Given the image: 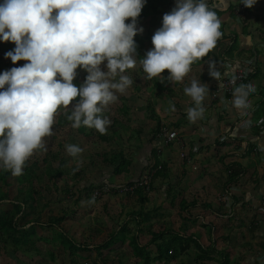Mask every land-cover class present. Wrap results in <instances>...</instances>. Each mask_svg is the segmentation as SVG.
Returning <instances> with one entry per match:
<instances>
[{"label":"rangeland","instance_id":"rangeland-1","mask_svg":"<svg viewBox=\"0 0 264 264\" xmlns=\"http://www.w3.org/2000/svg\"><path fill=\"white\" fill-rule=\"evenodd\" d=\"M168 2L169 0H147L140 17H138V27L143 28V33L134 37L137 39L135 41L138 55L136 57L137 64L126 73L133 80V84L126 90L125 94H118L117 102L109 105L102 114L111 121L107 133L112 139L109 144L94 146L93 150L101 153V155H118L113 163L117 166L118 173L114 172V166L106 167L97 163L98 165L93 167L90 164H86L88 159H78L79 156L73 158L68 155L66 148L61 149L63 151L60 152V155L62 154V157L68 160V168H72L76 163L81 166L76 169L75 173L82 174V178L79 183L75 184L70 179L68 180L67 177H62L57 181L58 191H55V189H51V193L40 191L38 194L41 199L35 207V215H21L20 219L36 220L39 218L40 222H48L49 219H56L64 213L67 215L66 218L60 225L37 227L32 237V240L36 242L32 244V248L37 246V251L20 248L14 252L16 254H13L9 244V235L5 234L6 231H4L3 235H0V264H90L98 258L101 259L100 264H103L102 259H106V264H196L193 258L196 251L192 246L186 254H179L178 258L171 263L166 262L165 259L162 261L157 260L156 245L146 248L150 261L146 262L142 258L137 257L133 253V247L128 244L129 238L133 237L137 232V221L143 224L140 233L137 232L138 241L141 245L146 244L147 240L151 238L152 232H160L164 228L171 226L177 229L184 223V225H188L191 233L200 236V238L198 237L200 243L209 245L212 240H215L218 249L230 254L228 256L229 264L264 263V247H258L259 245L255 243H260V240L258 238L255 240L251 239L245 229L240 231V237L245 238L246 243L239 246L235 238L224 240L220 237L221 241L217 238L222 233L220 230L218 232L215 230L210 234L208 230H211V227L207 229L205 228L206 225L202 226L204 222L202 215L205 214L204 209H197L193 214L197 219L189 222H184L183 214L178 212V205L185 197H189L191 194H200L204 199L215 201L218 197L220 198V196H217L219 192L222 195L224 190H227L228 185L224 190L222 189L228 175L225 165L232 158L229 155L224 161L225 165L221 164L219 158L223 154H229L230 150H233V152L240 151L243 148L245 150L246 146L242 145L243 147H241L243 139L230 138V136L232 135L231 128H234L239 123L242 125L246 124L248 116L241 115L230 104L224 103V95L214 96L209 91L208 96L203 101L205 109L203 117L198 120L201 124L198 121L190 123L187 119V109L194 107V102L184 93V88L190 86L193 79L199 81L200 78H205V76L209 80L204 82V84L209 87L213 86L212 77L208 75L207 64L211 59L206 62L195 61L196 65L193 64L191 66L190 73L182 82L172 83L168 81L166 79L169 75L168 70L161 74L165 79L161 77L151 79L157 86L164 85L168 87L169 92L166 89L157 88L156 90L153 87L142 89L140 92L137 91L141 87L142 82L148 80L146 79V73H139L140 69H142L140 60L153 47L152 36L161 27L163 15L169 13L168 7H172L168 5ZM128 22L130 20L126 21V23ZM233 22L235 23L236 20L233 19ZM238 24V22L235 23L234 27L238 26ZM256 27L252 38H254L253 42L256 40L259 42L249 46L247 50L243 49L245 55L242 58H252L256 55L257 61L260 62V67L258 68L263 74L264 41H262V38H264V33L261 38L259 34L264 29V25L260 24L256 25ZM239 40L240 45H246L247 41L245 42L244 38L241 37ZM225 42L222 41L221 44H218L212 50V53L220 54L217 49L218 47L221 49L226 47ZM236 44L234 50L237 49ZM240 45L238 47H241ZM0 46V59L2 61L0 63V73L27 63L26 61H18L13 64L10 58H5V53L13 49L7 46V42L0 43ZM253 46L258 50V54L251 50ZM225 57L229 58L228 55ZM223 65H228V61H225L224 64L218 63V69ZM77 73L83 75L86 72L78 68ZM152 81L150 82L152 83ZM252 83L258 89V86L254 82ZM155 90L157 93L153 92ZM255 98L256 96L254 95L249 97L252 104L249 110L256 107L253 105ZM120 104L125 109L120 113L121 116L118 117L117 109ZM171 105L175 106L174 112L170 110ZM69 110L71 109L61 107L60 111L55 114L53 135L44 138L45 148L42 151L43 155L37 158L39 161H42L47 152L50 153L48 157H52L60 150L59 143H63L64 139L62 134L56 131L55 126L60 116ZM229 113H231L232 117ZM113 118L121 120L120 123L113 126ZM161 123L167 124L177 132V138L168 146L163 145L162 142H157L155 136H153L156 127ZM206 124H209V127L206 128ZM242 125H240L239 133L243 129ZM244 134L245 136L247 135L246 133ZM91 139H80L78 143L74 144L84 146V148L92 151V145L90 147V144L87 143ZM186 139H190L192 145L190 144L186 147L184 144ZM221 142L225 145L219 146L218 144H221ZM74 144L71 143V145ZM186 148L187 150L184 152ZM254 152L256 151L254 150ZM33 157L34 155L30 158V165L35 160ZM120 159H123L122 165H120ZM251 160L253 161L252 164H254V158ZM39 161H37L38 164H40ZM156 163L166 167L167 171L164 177L158 178L152 187L143 193L146 202L142 204L136 198H127L124 193L131 192L128 188V183L137 180L149 182L147 173ZM66 189L69 191L67 194L63 193V190ZM206 189H208V193H206ZM3 193L5 194V191L0 188L1 198L4 197ZM1 203L5 210L10 206L5 202ZM251 206L260 209L259 204ZM135 210H141L145 213L140 215L141 221L133 216L127 217V214ZM256 214L253 218L251 216L252 220L254 222H264V210ZM146 217L150 219L149 223L145 220ZM125 222L127 231H125L124 243L121 245L113 244L106 249L104 248L99 256L95 246L102 243L106 234L117 231L119 226L124 225ZM214 227L219 228V225L216 224ZM214 227L212 228L213 230ZM262 232H264V228ZM262 232L259 234H262ZM201 234H205L207 237H201ZM63 235L72 238L76 244H81L84 241H87L88 244L84 247L83 252L69 250L61 242L60 238ZM20 237H23V235L21 234ZM157 244L161 243L158 241ZM241 249L248 251L249 255H245ZM252 249L258 250V256L254 253L250 255L253 252L251 251ZM257 260H260V262Z\"/></svg>","mask_w":264,"mask_h":264},{"label":"clouds","instance_id":"clouds-1","mask_svg":"<svg viewBox=\"0 0 264 264\" xmlns=\"http://www.w3.org/2000/svg\"><path fill=\"white\" fill-rule=\"evenodd\" d=\"M256 2L240 0L248 9ZM146 3L0 0V41L15 44L5 58L13 64L27 62L0 73V170L22 175L26 161L45 148L44 138L53 135L55 114L61 107L71 109L67 119L73 128L86 126L106 133L111 121L103 112L133 84L126 73L137 64L134 37L143 33L138 17ZM237 3L228 16L240 22L234 14ZM220 29L221 21L207 0H175V7L163 15L161 27L152 36L153 47L140 60L146 79H165L161 74L168 70V81L182 82L193 63L216 47ZM207 64L208 75L218 82V88L224 87L222 75L231 77L230 105L247 115L252 107L249 95L256 87L243 81L251 76L254 63L246 66L248 72L238 85L232 72L243 67L230 72L226 66L218 69L216 61ZM78 68L87 73L79 87L73 83ZM184 93L194 102V107L187 109V119L195 123L203 117L209 86L193 79ZM170 110L174 112L175 106ZM66 151L76 158L83 149L66 145ZM134 187L128 188L132 191Z\"/></svg>","mask_w":264,"mask_h":264},{"label":"trees","instance_id":"trees-1","mask_svg":"<svg viewBox=\"0 0 264 264\" xmlns=\"http://www.w3.org/2000/svg\"><path fill=\"white\" fill-rule=\"evenodd\" d=\"M175 0H170L168 2V5H172V3ZM211 3V2H210ZM208 3V6L211 10L215 11L218 18L221 17V13L216 11V9L213 7L212 4ZM171 11V7H169ZM249 10V9H248ZM229 11L231 9L229 8ZM233 18V17H232ZM246 19V18H245ZM238 21V19H237ZM240 23H244V20L240 18ZM228 36V34H227ZM224 35V32H222V39L227 37ZM136 37V36H135ZM263 37V36H261ZM136 41L137 39L134 38ZM235 41L232 39V42ZM262 41H264V38H262ZM0 43H4L3 41H0ZM221 41L218 40L217 44H220ZM7 46L10 49L15 48V44L12 42H7ZM1 47V46H0ZM218 49H220L218 47ZM226 54H230L231 52L229 49H226L224 52ZM221 54H213L212 50L202 59L201 61H207L211 59V61H216L218 64L220 61ZM0 59V63H1ZM196 65V63H193ZM255 71L251 76H249L247 79L243 81V83H247L252 80H257L260 79V68L255 67ZM139 73H144L142 69H140ZM87 76V73L81 74L77 73L76 79L73 81L75 85L78 87L82 85L85 81V78ZM264 78V73L261 76ZM209 80L207 76L205 78H200L199 81L201 83L206 82ZM152 80H146L142 82L141 87L137 89L138 92H140L142 89H147L148 87H153L157 90V88H160L162 90L170 91L168 87H165L164 85L157 86L150 82ZM213 83H216V80H212ZM141 88V89H140ZM140 89V90H139ZM155 90V91H156ZM262 93L256 94V96L260 97V109L259 107L257 108V116H255V120H264V84H263V89ZM154 93H157V91ZM209 91L212 92V87H209ZM250 95H253L250 93ZM231 93L228 95H225L226 98H231ZM259 106V105H258ZM125 107L120 104L118 105V117L121 116V112L124 111ZM60 111L58 109L57 113ZM71 114V110L65 112L62 114L59 118V121L57 122L55 128L58 133L62 134V137L64 139L63 143H59V151L52 157L49 156V152L46 153L45 157L42 158V161H39L37 158L41 157L43 149L37 150L34 153V162L30 165V159L26 161L23 169H22V175L16 176L11 173V171H3L0 170V188L5 191L4 197H0V235H3L4 231L5 234H8L9 238V244L10 248L12 249L13 254L15 251L18 249H29L31 251H37L38 247L34 246L32 248V244H35L36 242L32 240L33 235L35 234V230L37 227H52L54 224L55 225H60L62 221L66 218V214L64 213L61 217H58L56 219H49L48 222H40L39 218L36 220H23V218L20 219L21 215L25 216H30V215H35L36 213V206L39 203L41 197L39 196L40 191H47L48 193H51V189H55V191H58V186H57V181L62 178V177H67L68 180L74 182L75 184L79 183V180L82 178V174L80 173H75L76 169L80 168L81 166L79 164H75L72 168L67 167V159L62 157L63 155H60V152L63 151L61 149L66 148V145H71V143H78L80 139H91L88 144H90V147L92 145V151H89L87 148H84V146H79L83 149L82 153L79 154V158H85L88 159L86 164H90L93 167H96L100 163L102 166L110 167L114 166V172L117 174L118 173V168L115 164H113L118 155H101V153L95 152L93 150V147L98 145H104V144H109L111 142L112 137L107 133L108 129L110 126L107 127V131L105 134H100L96 129L94 128H88L86 126H81L79 128H73L72 127V122L67 119V116ZM262 114V115H261ZM262 117V118H261ZM121 120H118L116 118H113V126L117 125L120 123ZM206 122V121H205ZM207 125V124H206ZM256 126L257 130L260 128V124ZM112 126V127H113ZM264 126V121L262 122V125ZM158 130V126L156 127V130L153 134V136L156 135V132ZM114 132V131H113ZM139 133V132H138ZM181 136V134H180ZM184 138V137H181ZM156 140V138H155ZM185 141V146L187 147L186 140ZM65 143V144H64ZM75 145V144H74ZM219 145V144H218ZM220 146V145H219ZM183 150V149H182ZM186 149H184L185 152ZM38 155V156H37ZM35 156H37L35 158ZM226 156H222L220 158V162L223 163L224 159ZM185 159V158H184ZM37 161L40 162V164L37 163ZM120 165L123 164V159H120ZM41 167V168H39ZM39 168V169H38ZM225 168L228 170V177L226 179V183L224 186H222V189L224 190L227 185H229L231 182L234 181V179L238 176L239 173L244 171V167L241 166V164L236 163V162H230ZM167 168L163 167V165H159L156 163L155 166H153L149 172L147 173L149 176V182H141V180L137 181H131L128 183L130 187H134L131 192L124 193L127 198H136L138 202L144 204L146 202V198L144 197L143 193L147 192L152 185L155 183V181L158 178L164 177L166 174ZM264 176V174H263ZM264 179V177H263ZM264 185V180L263 183ZM128 186V187H129ZM92 187V186H91ZM13 189V190H12ZM8 192H7V191ZM192 193V191H190ZM63 193L67 194L69 193L68 189L63 190ZM190 193V194H191ZM224 196L223 200L225 197H227L229 194L228 190H224ZM62 194V192H60ZM203 196H200L198 194H191L189 197H185L181 203L178 205V212L183 214V220L184 222H189L190 220H195L196 217H194V213L196 212L197 209H204L206 211L207 209H212V206L210 203H208L205 199H203ZM234 201L233 203L235 204V197L233 198ZM3 200V201H2ZM1 202H5L9 204L8 209L3 208V204ZM260 202V199L258 201V204ZM6 204V205H7ZM257 205V204H255ZM248 209V210H247ZM142 210V209H141ZM131 211L129 214H127V217L133 216L136 217L141 221L142 218H140V215H144L145 213L143 211ZM245 210L247 212H250L252 214L259 213L261 210L256 209L253 206L246 207ZM137 211V213H135ZM262 212V211H261ZM148 215V214H146ZM257 215V214H256ZM145 220L149 223L150 219L148 217L145 218ZM127 222V221H126ZM126 222L124 225H120L118 230L113 232V233H108L106 234L104 240L102 243L98 246H95L97 250V254L100 256L101 251L105 248H108L112 246L113 244L116 245H121L125 241V231H127L126 227ZM137 223V232L140 233L141 226L143 224H140L139 221ZM147 223V224H148ZM62 229V228H60ZM139 229V230H138ZM135 233V235L128 240V244L133 247V253L136 254L137 257L142 258V260L148 262L150 261L148 258V254L146 252V248H149L151 246H155L157 250V260L162 261L166 260V262H174L179 254H186L191 246L194 247L195 249V254L193 256L194 261L196 264H229L228 262V254L224 253L223 251L219 250L217 246L212 242L211 245L204 246L198 242V237L196 234L191 233L188 229V225L184 223L181 224L177 229L173 228L172 226L169 228H164V230L160 232H152L151 233V238L147 240L145 245H141L138 241V233ZM23 235V237H20V235ZM94 236V234H93ZM62 241L63 246H65L69 250H74V251H79L83 252L84 247L87 246L88 242L84 241L81 244H76V242L66 236L63 235L60 238ZM158 241L161 244H157ZM6 244V242H4ZM262 247H264V244H261ZM27 251V250H26ZM99 259V260H98ZM96 260H93L91 264H100L101 259L98 258ZM102 263L106 264V259H102Z\"/></svg>","mask_w":264,"mask_h":264},{"label":"crops","instance_id":"crops-1","mask_svg":"<svg viewBox=\"0 0 264 264\" xmlns=\"http://www.w3.org/2000/svg\"><path fill=\"white\" fill-rule=\"evenodd\" d=\"M236 2H237V0H207V3L212 4L213 7L216 9V11H218L219 13L222 14L221 17L219 18L221 21V29L220 30H221V32H224V35L227 36V34H228V36L225 37L224 39H222V36L219 39L221 42L226 41L225 42L226 47H224L222 49L221 48L217 49L219 51V53H222L221 57H220V60H222V61H220L219 63L224 64L225 61H228V64H230L232 67L227 68V65H226V69H228V71L232 72L236 68H239V67L244 68L247 65H249V62H253L254 63L253 72H254L255 67H257V68L260 67V62L257 61L258 58L256 55L252 58L243 59L242 57L245 55V51L243 49L247 50L249 48V46H252V45L259 42L258 40L253 42L254 38H252V36H253V31L257 28L256 25H260V24L264 25V0H257V2L251 8H249L248 14H247L246 19L244 20V23H240L238 21V23H239L238 26L236 25L234 27V24L237 22L234 23L232 16L231 15L228 16V14L233 10V8L236 5ZM170 6H172L171 7V10H172L175 7V1ZM229 8L231 9V11H229ZM169 12H170V9H169ZM231 21H232V24H231ZM263 30L261 31V34H259L260 38H261V36H263L262 35L264 33ZM239 37L244 38L245 42L247 41L245 46H243L244 44L240 45L241 43H240ZM232 39H234L235 41L232 42ZM227 41H229V42L227 43ZM237 42H238V44H236ZM235 44L237 47L236 50H234ZM239 45L241 47H238ZM226 49H229V51L231 53L230 54L224 53L226 51ZM251 50H254L256 52V54H258L257 53L258 50H256L255 46H253V48H251ZM226 55H228L229 58L225 57ZM224 66L225 65L221 66L220 69H223ZM253 72H252V74H253ZM262 75L263 74H261V71H260V79H257V80L255 79V80L250 81V82H254L258 86V89H256V92L252 93L254 96H256V94H258V93L259 94L262 93V91H263L262 89H263V84H264V78L261 77ZM253 95H249V97H251ZM260 99L261 98L259 96L258 97L256 96L254 104H253L256 107H254L251 110H248V113L246 115V116H248V119H247L248 122L244 125L239 123L234 128H231L232 135L230 136V138L234 137L236 139H243V142H241V147H243L242 145L246 146L245 150H244V148L241 149L240 151L237 150L238 151V153H237V151L233 152V150H230V148H229V150H230L229 154L227 153V154L222 155V156H226L224 161L229 157V155L232 159L229 158L230 160L227 162L226 165L224 164V161L221 164H224L225 166H227L230 162H236V163L241 164V166H243L245 170L242 171L241 173H239L238 176L234 179V181L228 185V187H227L228 193L227 194H229V195L227 197H225L224 201H221V198H223L224 193H222V195H220V192H219V194H217V196H220V198L218 197V199H216L215 201L205 199L208 203L211 204L212 209H210V210L207 209L206 211H204L205 214L202 215V220L204 221L202 226L206 225L205 228H207V229H209L211 227V230H208V232H210V234L215 230L217 232L220 230V232H222V233L219 234L217 237L219 240L222 241V239H220V237L223 238L224 240H226L228 238L229 239L235 238V241L237 242V245H239V246L246 243L245 238L240 237L241 236L240 231H242L244 229L247 231V234L251 237V239L255 240L256 238H258L260 240V243L264 244V232H262V229L264 228V222L263 221H257V222L255 221L254 222L252 220V218L254 217L255 214H252V213L247 212L245 210V208L249 207L250 205H253V204L258 205V201L260 199L261 193H262V191H264V185L262 184L263 180H264L263 179V177H264L263 176V174H264V150H262V147H261V146H264V126H261L262 122L264 120L263 119L262 120L257 119V121L255 120V116H257L256 115L257 114V108L259 107V109H260V104H259ZM231 100H232V98L225 100L224 103L230 104ZM229 114L232 117L231 113H229ZM198 122H199V124H201L200 121H198ZM260 123H261L260 128H259V130H257L256 126L259 127V125H257V124H260ZM208 125L209 124L206 125V128L209 127ZM240 125L243 126V129L240 130L241 133H239ZM234 133H236V134H234ZM244 133H246L247 135L245 136ZM238 134H240V135H238ZM190 141H191L190 139H186L187 146H189L191 144ZM219 141H220V139H219ZM219 145L224 146L225 144L223 142H221V144H219ZM254 150L256 152H254ZM239 152H242V153H239ZM230 153H232V154H230ZM222 156H220V158ZM220 158H219V160H220ZM252 158H254V161H255L254 164H252L253 163V161L251 160ZM244 164H246V165H244ZM250 164H252V165H250ZM247 168H248V170H247ZM249 173L250 174L252 173V175H250ZM227 177H228V175H227ZM225 183H226V181H225ZM206 193H208V189H206ZM198 195H200V194H198ZM234 197H235V204L233 203ZM228 203H230V204H228ZM251 216H252V218H251ZM250 221H251V223H250ZM248 223H250V224H248ZM216 224L219 225L220 229L214 227V226H216ZM213 227H214V230L212 229ZM260 232H262V234H259ZM202 236L207 237L205 234H201V237ZM197 237L200 238V236H198V235H197ZM198 242L200 243V240H198ZM212 242L216 245L215 240H212L209 245H211ZM240 243H242V244H240ZM260 243L257 242L255 244L256 245L258 244L259 245L258 247H260L261 246ZM200 244H202L204 246L205 245L208 246L207 244H203V243H200ZM255 244H254V246H256ZM238 250H240V249L238 248ZM251 251H253V252H251L250 255L252 253H254L256 256H258V254H259L258 250L252 249ZM242 252L245 255H249L248 251L242 250ZM227 254H228V256H230L229 253H227ZM257 258L259 259V257H257ZM261 258H263V257H261ZM257 261L260 262V260H257Z\"/></svg>","mask_w":264,"mask_h":264},{"label":"built area","instance_id":"built-area-1","mask_svg":"<svg viewBox=\"0 0 264 264\" xmlns=\"http://www.w3.org/2000/svg\"><path fill=\"white\" fill-rule=\"evenodd\" d=\"M247 9L248 8L245 7L243 4H240V0H238L234 14L237 17L243 18L247 14ZM250 64L251 62H249V65ZM231 67L232 66L228 68H231ZM241 69L235 70L234 72H232V74L236 77V85H238L243 80L244 76H246L248 72V68L246 67L241 68ZM230 80H231V77H225L224 75H222L221 82L223 83L224 87L218 88V82L216 81V83H213V86H212V94L214 96H218V95H228L232 93V89L234 85L230 82ZM155 138L157 142H162L163 145L168 146L170 143H172V141H174L177 138V132L175 129H171L167 124L161 123L158 126V130L156 132ZM262 196L263 197L259 202V207L261 211L264 210V194ZM221 201H224V200L221 199Z\"/></svg>","mask_w":264,"mask_h":264}]
</instances>
